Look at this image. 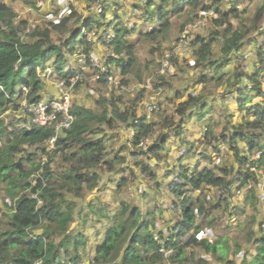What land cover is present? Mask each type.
I'll return each instance as SVG.
<instances>
[{"label":"trees","instance_id":"16d2710c","mask_svg":"<svg viewBox=\"0 0 264 264\" xmlns=\"http://www.w3.org/2000/svg\"><path fill=\"white\" fill-rule=\"evenodd\" d=\"M239 1L233 5L230 12L241 17L243 12L237 8ZM153 2L149 0L150 6ZM182 3L193 10L194 18L198 16L196 11L201 7V0H160L158 9L160 25L145 32L144 36L156 38L161 33L168 32L172 25L168 17L171 11L168 5L174 6L172 13H176L177 10L184 13L186 9L183 6L178 8ZM203 9L209 10L208 7ZM217 11L220 12L219 9ZM73 14L76 15L73 12L69 17L49 21L44 25L35 23L26 34V39L21 40L19 32L26 26L17 25L13 19L14 11L7 3H0V111L8 108L14 101L17 89L23 85L31 88L30 100L42 99L41 92L45 88V83L39 70L47 71L48 68H53L57 77L68 78L73 73L72 69L68 68L69 56L74 55L80 46H84L85 51L90 52V46L82 37L79 28L71 29L66 43H59L54 38L53 31L64 30ZM222 17L223 15L215 19L217 26L223 24ZM262 17L264 6L251 19L249 25L244 22L240 27L227 28L223 31L222 56L219 62L213 59L212 41L201 40V47L197 51V66L206 71L200 74L198 81L227 83V91H232L234 95L232 97L238 103L241 120L237 121L235 113L229 111L225 114L226 122L214 118L212 114L205 120L214 106L208 102L204 93H197L195 98L190 97L187 103L200 109L198 113L200 121L209 120L203 126L208 142L207 148L214 144L211 147L217 153L221 150V144L231 146L236 161L245 170L233 173L232 178L229 175L230 171L220 168L219 177L215 176L214 170L210 167L198 163L192 173L188 174L187 171L178 173L170 186V192L176 200L179 199V204H176L181 214L178 215L180 222L172 230L169 227L160 228L157 210L153 209L144 215L140 207L125 202L119 209L111 208L109 203L95 209V202L91 201L87 203L88 210L82 208L75 215V204L66 196L71 192L79 195L83 185L92 190L99 184V172L91 173V170L102 164H109L108 168L105 167V172L112 169L111 162L103 158L104 141L89 137L97 133L95 127L98 123L104 122L113 126V118L126 119L111 98L108 107L105 106L101 112L84 106L73 107L76 120L56 142V149L63 152L72 162V169L59 175L53 184L45 182L41 176L35 177L37 183L34 184L31 176L36 170L35 163L39 151L44 155H50L46 143L55 134L54 127L21 130L13 133L14 139L9 140V135L5 133L7 128L5 121L0 119V135L7 136L5 145L0 147V184L12 202L10 205L4 204L8 208L6 213L8 223L6 228H0V264H36L38 261H41V264H80L85 260L84 253L90 240L91 228L106 218L110 225L94 247L95 253L91 264H190L195 261L197 264H210L205 255L197 258L194 251L191 253L188 251L189 248L193 250L191 248L195 247L202 248L213 260L226 264H236L241 254L246 255L247 251L243 250L239 239H231L228 235L212 238L215 222L212 215L206 214L209 209L202 202V194L206 190L227 191L229 197H222L217 206H221L223 200L225 205L229 206L232 203L229 198L236 196L235 185L243 189L252 182L255 187L245 193L244 203L254 207L261 205V196L256 191V184L261 182L258 169L264 166V49L261 48L262 51L258 52L260 63L256 66L255 73L244 74L239 62L232 68L228 67L226 71L224 68L244 57L240 51L248 42L254 40L251 32L259 25ZM116 32L115 47L119 57L112 59V62L120 66L122 75L125 76L133 71L137 63L136 45L130 41L131 31L126 26L118 24ZM207 71H212L211 75H208ZM251 91L257 93L256 97L263 102L259 100L257 104H249L248 96ZM99 102L106 104L107 98L103 97ZM206 108L210 110H205ZM130 124L135 130L133 146L140 145L154 131V125L145 117H136ZM220 127H223L222 131L217 132ZM239 141L244 143L243 146ZM165 142L166 140L162 139L161 145L154 147L155 157L158 158L160 150L165 148ZM25 146H36L38 151H26L24 156L17 157L24 151ZM76 147L75 151H70ZM203 156L206 161L211 160L210 155ZM77 164H80V167H76ZM146 168L147 165L144 164L142 170L147 171ZM43 174L46 178L53 177L49 165L45 166ZM126 184L127 180L122 178L118 186L121 188ZM24 190L25 194L19 197ZM175 214L177 213H174V216ZM200 218L207 224L199 226L197 221ZM75 221H78L76 228L70 229V225ZM37 230H41V233L37 234ZM236 236H241V233H237ZM245 241L253 243L252 249H255V253L250 259L245 257L241 264H264L263 227H260L259 232L252 228ZM232 242L237 246L231 251L229 248Z\"/></svg>","mask_w":264,"mask_h":264},{"label":"rangeland","instance_id":"374dc122","mask_svg":"<svg viewBox=\"0 0 264 264\" xmlns=\"http://www.w3.org/2000/svg\"><path fill=\"white\" fill-rule=\"evenodd\" d=\"M41 1L44 2V0ZM152 1L154 2L150 6L149 0H57L59 4L53 0V7L47 14H42L40 11L42 5L37 0H0V3H10L9 7L15 13L14 22L22 27L27 25L33 27L35 23L44 25L46 22L58 21L60 18L71 16L73 12L76 13V15L73 14L72 18H69L68 26L64 30L53 31L54 38L59 43H66L70 37L71 29L81 22L82 17L97 11L100 6L104 8L102 20L107 19L117 25L126 26L131 31L129 39L136 45L137 63L132 72L123 76L120 66L111 62L110 72L113 73L114 82H110L108 79L98 80L93 70L96 71L95 73L100 70L92 63L88 64L87 68L80 66L76 57L77 53L69 56L68 68H73L75 73L80 74V80L73 87L75 108L82 103L83 106L87 104L96 112H101L105 106L108 107L111 98L126 119L113 118V126L104 122L98 123L96 127L99 129V133L89 135L90 139L100 138L104 141L103 158L111 162L112 169L106 170L107 172H105V167L108 168L109 164H102L90 171L100 174V182L97 185L99 188L97 192H99H95L94 189H92L93 191L89 190L86 185H83L79 195L71 192L66 196L75 204V215L80 209H86L87 203L91 201L95 202V209L104 203H109L111 208L119 209L125 202L140 207L144 215L153 209L157 210L159 226L171 224L169 228L172 230L180 222L179 216L181 214L178 208L180 201L179 199L176 200L170 192V186L178 173L187 171L190 174L198 163H203L204 166L214 170L215 176L221 174L220 168H226L230 171L231 177L234 176L233 173L236 174L245 170L236 161L231 146L221 144V150L217 153L211 147L214 144L207 148L208 142L203 126L209 120L207 122L200 121L198 114L200 109L195 108V106L192 107L187 101L190 97L195 98L198 92L204 93L210 100L209 103L214 106L205 120L209 119L212 114L214 118L226 122L225 114L227 111L234 112L237 121L241 120L238 103L233 98L232 91H227V83L198 82L200 74L206 70L197 66V51L201 47V40H211L214 51L213 59L217 62L221 61L223 31L227 28L240 27L244 22L249 25L251 19L264 6V0H201V7L196 11L198 15L196 18L192 14L193 10L185 7L183 3L178 8L183 6L186 9L184 13L178 10L176 13H172L174 6L168 5V9L171 10L168 13L172 23L170 29L156 38H149L144 36V33L156 29L160 25L158 17L160 0ZM237 1H239L237 8L243 12L241 17L230 12ZM58 7L59 10H57ZM204 7L213 10V13L208 14L207 11L209 10H204ZM79 10L81 12H78ZM222 15L224 22L217 26L215 19ZM259 22V25L255 26L251 32V36L256 39L257 43L256 57L251 60L252 53L256 52L253 50V46L248 45L240 51L244 57L230 63L234 66L239 62L244 74L247 72L255 73L256 66L260 63L258 52L262 51L261 48L264 49V17ZM101 23L98 24L97 28H92L91 31L99 29ZM251 25L253 27V24ZM228 67L229 65L225 66V71ZM40 73L45 86L60 82V78L54 71L51 73L40 71ZM211 73L212 71H207L208 75ZM44 90L45 88L42 91ZM227 95L230 97H226ZM256 96L257 93L255 92L249 93V104L259 103L260 98ZM103 97L107 98L106 104L99 102ZM149 98L157 104V109L148 119L154 125V131L144 139V145L133 146L132 140L135 130L130 123H133L134 118L144 116V102ZM260 101L263 102V100ZM17 109L18 107L15 105V109L8 114V117L11 118ZM205 110L210 109L206 108ZM222 128L220 127L216 131L220 132ZM162 139L166 140L165 148L160 150L157 158L154 156L156 149L154 147L161 145ZM239 143L241 146L244 144L241 141ZM76 149L77 147L70 151ZM33 150L36 151L37 147L25 146L24 151L19 153L17 157L20 158L26 154V151ZM49 151L50 155H44L40 151L38 153L35 163L36 170L31 176L34 184L37 183L35 177L38 176L50 184L56 183L59 175L64 172L68 173L72 169V162L66 158L63 152H58L56 145ZM203 155H210L211 160L206 161ZM119 158L121 160H118ZM140 162L142 164H139ZM144 164L147 165V171L142 170ZM47 165L51 169L52 178H46L43 174ZM75 166L80 167V164ZM258 172L261 182L256 184V191L261 196V205L256 207L244 203L245 193L255 187L252 182L243 189H239L235 185L236 196L229 198L232 202L229 206L225 205L224 200L221 206H217L222 197L228 196L227 191L206 190L202 194V202L209 209L206 214L212 215L215 222L216 229H214V235H211L212 238L217 239L220 236L228 235L231 239H239L242 248L247 252L253 248V243L245 241L249 231L252 228L258 232L260 227L264 229V166L258 169ZM122 178L127 180V184L120 188L118 184ZM25 192V190L21 191L19 197L23 196ZM5 203L10 205L12 202L0 184V228H6L8 223V214H6L8 208L5 207ZM174 213L177 214L174 216ZM95 219L97 218L95 217ZM142 220L143 217L140 218V221ZM77 223L78 221L73 222L70 229L76 228ZM109 225L110 221L106 218L91 228L90 241L84 253L85 262L90 260L92 251L95 253L93 246L103 238ZM237 233H241V236H236ZM236 246V243L232 242L229 249L232 251ZM191 249L193 250L188 249L190 253L195 251V248ZM245 257L247 256L242 255L240 259L243 261ZM190 264L195 263L190 262Z\"/></svg>","mask_w":264,"mask_h":264},{"label":"built area","instance_id":"2783aa9c","mask_svg":"<svg viewBox=\"0 0 264 264\" xmlns=\"http://www.w3.org/2000/svg\"><path fill=\"white\" fill-rule=\"evenodd\" d=\"M103 7H98L97 11L99 13L103 12ZM71 11V9H70ZM213 10L207 11L208 14L213 13ZM61 19V18H60ZM59 19V20H60ZM58 20V21H59ZM32 27L27 25L21 32H19V37L21 40L26 39V34L31 30ZM87 40L91 43L93 49L100 46L103 54L101 56L96 53L90 55L88 53L79 52V60L83 67H86L91 59L94 60L95 64L100 69V73L96 76L97 79L101 78L102 73L107 71L109 62L117 58V51L115 48L116 41V31L115 24L111 21H107L105 25L100 30H94L92 32L86 33ZM51 68H48L45 73H50ZM41 76V73L39 71ZM107 79L110 82H114V77L108 75ZM80 80V74H73L68 79L61 80L57 83L59 88V96L41 99L38 101L30 100L31 89L28 86L21 87L14 95V102L11 103L14 106L18 103L19 107L14 114V118L7 122V130L9 132V138L13 139L12 133L21 130H31L35 127H47L53 126L55 129V134L48 139L47 146L52 149L55 147L57 140L61 135H63L65 130H68L73 122L76 120V116L73 113V87ZM157 109V104L154 100L149 98L144 102V117L150 118L151 114ZM6 113H9L7 111ZM4 112L0 113V118L6 114ZM6 143V136H0V147L4 146ZM145 144V140L141 142V145ZM34 197H37L34 195ZM158 238V236H157ZM164 251V249H161ZM36 264H41L38 261ZM80 264H87V262L82 261ZM100 264V263H97Z\"/></svg>","mask_w":264,"mask_h":264},{"label":"crops","instance_id":"0c3cea01","mask_svg":"<svg viewBox=\"0 0 264 264\" xmlns=\"http://www.w3.org/2000/svg\"><path fill=\"white\" fill-rule=\"evenodd\" d=\"M42 6H41V8H40V11L42 12V14H47V12H49V10L50 9H52V7H53V0H44V2H42L41 0H37ZM7 2V1H6ZM56 2H57V0H56ZM8 5H10V3H7ZM57 4H59V2H57ZM57 10H59V7H58V9ZM78 12H81L80 10L78 11ZM98 17V15H97V13L94 11L92 14H85L83 17H82V20H81V22L80 23H77L76 24V27H75V29H77V28H79V25L81 24V23H87L89 20H91V21H94L95 20V18H97ZM91 18V19H90ZM94 24H95V22H94ZM263 30H264V28H263ZM251 42H254V43H251ZM251 42H248L241 50H244L245 48H246V46H248V45H251V46H253V50H255V52H256V46H257V43H256V39H254L253 41H251ZM252 50V51H253ZM94 52H96V54L97 55H102L103 54V51H102V49H101V47L100 46H97L95 49H94ZM256 53H252V55H251V60H253L255 57H256ZM79 61V60H78ZM252 62V61H251ZM232 64L229 66V68H232ZM249 68H250V66H249ZM70 69H72V71H73V73H75V71H74V69L73 68H70ZM85 70H87V69H85ZM93 72H94V74H96L95 72L96 71H94L93 70ZM90 73V72H89ZM96 76V75H95ZM198 82H200V81H198ZM200 83H203V82H200ZM199 93V92H198ZM231 95V94H230ZM230 95H227L226 97H230ZM41 96H42V98H52V97H56V96H59V89H58V87H57V85L56 84H47L46 86H45V90L44 91H42L41 92ZM86 98V97H85ZM210 100H208V102H209ZM210 104H212V103H210ZM79 106H83L82 105V103H80L79 104ZM84 107H87V108H91V107H88L87 106V104H85V106ZM96 129H97V133H99V129L97 128V127H95ZM97 133H95L94 135H96ZM117 175V174H116ZM97 190H99V188L96 186L95 188H94V191L95 192H97ZM93 191V190H92ZM99 192V191H98ZM97 192V193H98ZM96 193V194H97ZM197 193H199V192H197ZM169 218H171V217H169ZM166 219H167V217H166ZM100 223V222H99ZM197 224L199 225V226H201L202 224H207V222H205L203 219H199L198 221H197ZM170 225L171 224H166V225H162V226H160V228H164L163 226H165V227H170ZM203 225V226H204ZM213 228L214 229H216L215 228V225H213ZM41 231V230H40ZM215 233V232H214ZM213 236V235H212ZM90 241V240H89ZM94 247H95V245L93 246V250H94ZM255 248V247H254ZM244 250V249H243ZM245 251V250H244ZM195 256L197 257V258H200L202 255H205V258L206 259H208L210 262V264H226V262H219V261H216V260H213L212 259V257L210 256V255H207L206 253H205V251L202 249V248H200V247H195ZM255 253V249H252V252H251V250L249 251V252H247L246 253V258H251L252 257V255ZM251 254V255H250ZM241 255H243V254H241ZM93 256H94V252L92 251V253H91V255H90V260L88 259L87 260V264H91V259L93 258ZM240 258H242V256H240ZM240 258H238L237 260H236V264H241V259ZM195 264H197L196 263V261H195Z\"/></svg>","mask_w":264,"mask_h":264},{"label":"clouds","instance_id":"9594fccd","mask_svg":"<svg viewBox=\"0 0 264 264\" xmlns=\"http://www.w3.org/2000/svg\"><path fill=\"white\" fill-rule=\"evenodd\" d=\"M104 9V8H103ZM71 12H72V10H71ZM96 13H97V15H98V17L97 18H95V20L94 21H91V20H89L87 23H81L80 24V26H79V29H81V32H82V37L84 38V39H86V41L88 42V40H87V36H86V33H88V32H92L91 31V29L92 28H97V26H98V24L100 23V22H102L101 23V27L99 28V29H97V30H100L104 25H105V23L107 22V21H109V20H107V19H104V20H102L101 19V16L104 14V10H103V12H101V13H99L98 11H95ZM62 19V18H61ZM60 19V20H61ZM94 22H95V24H94ZM115 24V23H114ZM90 26L89 28H88V26ZM96 25V26H95ZM94 26V27H93ZM116 26H117V24H115V31H116ZM78 29V28H77ZM116 41H117V32H116ZM116 41H115V43H116ZM88 44H89V46H90V52H86L85 51V47L84 46H80L79 48H77V50L75 51V53H77V55H76V57H77V59L79 60V52L80 51H82V52H85V53H88V54H90V55H92V54H94V53H96V52H94V49H93V47H92V45H91V43H89L88 42ZM116 48V47H115ZM75 53H74V55H75ZM100 56V55H99ZM119 56H118V54H117V58H118ZM114 59H116V58H114ZM79 62H80V60H79ZM111 62H112V60L109 62V65H108V69H107V71L106 72H104V73H102V75H101V78L100 79H98V80H105V79H107V76L108 75H112L113 76V73L112 72H110V64H111ZM90 63H92V64H94V66L97 68V69H99V67L97 66V64H95V62H94V60H92L91 59V61H90ZM89 63V64H90ZM80 66H82L81 65V63H80ZM83 67V66H82ZM83 68H87V66L86 67H83ZM52 69V71L51 72H53V71H55L53 68H51ZM100 70V69H99ZM39 71H42V70H39ZM44 72V71H43ZM50 72V73H51ZM100 73V71L98 72V73H96V76L98 75ZM73 74H76V73H72L71 75H73ZM70 75V76H71ZM69 76V77H70ZM95 76V77H96ZM68 77V78H69ZM42 78V77H41ZM68 78H65V79H68ZM65 79H63V80H65ZM62 79H60L59 81H61ZM56 85H57V83H55ZM23 86H25V85H23ZM23 86H21V87H23ZM21 87H19L18 89H17V91L21 88ZM29 87V86H28ZM30 88V87H29ZM31 89V88H30ZM59 89V88H58ZM60 91V90H59ZM31 94V93H30ZM30 97V96H29ZM56 97H58V96H56ZM53 98V97H52ZM42 99H46V98H42ZM48 99V98H47ZM41 100V99H40ZM14 102V101H13ZM12 103V102H11ZM11 103L9 104V106H8V108L6 109V110H3V111H0V113L1 112H4V113H6L7 111H9V113L12 111V110H14L15 109V105H17V107H19V105H18V103H16L14 106H12L11 105ZM73 103H74V100H73ZM73 107H74V104H73ZM18 110V109H17ZM16 112V111H15ZM9 113H6V114H4V116L3 117H1L0 119H3L4 121H5V126L7 127V122H9V121H11L13 118H14V115H12V117L11 118H9L8 117V114ZM15 114V113H14ZM142 117H144V116H142ZM147 119H149V118H147ZM36 128V127H35ZM34 129V128H33ZM16 132H18V131H15L14 133H16ZM5 133L7 134V135H9V132H8V130H7V128H6V131H5ZM12 135L14 136V134L12 133ZM0 136H3V135H0ZM4 136H6V135H4ZM6 139H7V136H6ZM13 139H14V137H13ZM9 140H12V139H10L9 138ZM141 144V143H140ZM5 145V144H4ZM3 147V146H2ZM50 149V148H49ZM40 231V230H39ZM40 233H41V231H40Z\"/></svg>","mask_w":264,"mask_h":264},{"label":"water","instance_id":"95a60500","mask_svg":"<svg viewBox=\"0 0 264 264\" xmlns=\"http://www.w3.org/2000/svg\"><path fill=\"white\" fill-rule=\"evenodd\" d=\"M36 233H37V234H40V231H39V230H37V231H36Z\"/></svg>","mask_w":264,"mask_h":264}]
</instances>
